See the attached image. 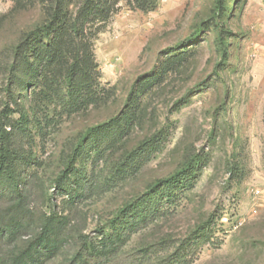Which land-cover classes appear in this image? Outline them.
<instances>
[{"label": "rangeland", "instance_id": "374dc122", "mask_svg": "<svg viewBox=\"0 0 264 264\" xmlns=\"http://www.w3.org/2000/svg\"><path fill=\"white\" fill-rule=\"evenodd\" d=\"M120 5L95 42L102 80L116 87L115 98L105 107L64 115L57 124L7 129L32 174L28 189L36 212L69 220V241L47 264H64L79 238L96 241L102 230H112L126 205L137 204L151 185L195 153L208 161L194 187L174 203H160L153 219L128 233L112 264H162L179 251L186 256L182 264H264V0H229L223 17L215 0H159L150 11L132 9L128 0ZM12 6L13 0H0V59L32 18L12 14ZM216 23L227 33V57ZM181 43L194 47L195 57L146 96L139 124L116 152L88 162L93 188L72 201L56 178L79 137L117 115L137 76ZM3 96L0 91V111ZM19 101L31 112L28 98ZM164 127L170 134L159 151L113 174L122 156ZM6 195L2 184L0 210L9 202ZM0 247L4 253L12 246L0 239Z\"/></svg>", "mask_w": 264, "mask_h": 264}, {"label": "trees", "instance_id": "16d2710c", "mask_svg": "<svg viewBox=\"0 0 264 264\" xmlns=\"http://www.w3.org/2000/svg\"><path fill=\"white\" fill-rule=\"evenodd\" d=\"M120 1L13 0L12 14L26 13L32 18L0 59V91L4 95L0 130L7 133L0 137V187L7 185L9 201L0 210V239L12 246L4 253L0 247V264H47L69 241L67 217L36 212L28 189L32 174L27 171L17 140L8 136L7 129L22 132L31 126L43 128L46 124H57L64 115L71 117L102 108L115 98L116 87L102 80L95 42L120 10ZM158 2L128 0L132 9L142 11L156 9ZM228 3L229 0H215L218 16L226 15ZM215 26L219 28L222 57H227V33L221 24ZM194 52V47L186 43L167 49L163 60H158L148 73L137 76L117 115L82 133L56 178L60 191L74 201L80 192L93 188L87 176L88 162L104 152L117 151L119 144L139 124L146 96L188 64L195 57ZM22 97L30 100L31 112L24 111L19 101ZM17 108H21V120L14 118ZM51 108L56 112L51 113ZM31 114L35 120L31 121ZM165 128L122 156L112 167L113 174L125 170V166L126 169L136 167L144 154L151 157L159 151L170 134ZM84 157L86 165L79 167ZM207 161L200 153L190 156L183 167L151 185L137 204L126 205L112 222V230H102L96 241L79 238L76 250L64 264H112L128 233L153 219L164 202L174 203L183 192L193 188ZM185 258L179 251L162 264H182Z\"/></svg>", "mask_w": 264, "mask_h": 264}]
</instances>
